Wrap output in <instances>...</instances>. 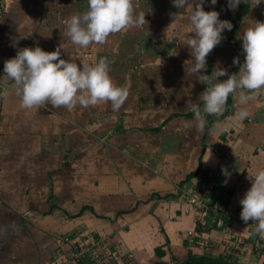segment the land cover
Returning <instances> with one entry per match:
<instances>
[{"label":"crops","instance_id":"obj_1","mask_svg":"<svg viewBox=\"0 0 264 264\" xmlns=\"http://www.w3.org/2000/svg\"><path fill=\"white\" fill-rule=\"evenodd\" d=\"M242 1L229 10L227 0L215 6L207 0L204 10L233 25ZM134 4L145 15L143 25L80 48L64 34V21L87 11L88 0H2L0 78L19 48L39 46L59 49L61 59L78 64L105 59L127 97L116 111L105 101L26 109L16 85L0 81L6 87L0 100V264H51L55 253L67 251L63 238L92 233L112 239L136 264H179L191 256L264 264L252 244L257 224L241 219L239 202L250 178L264 170L258 94L247 105L230 95L221 115L205 113L200 96L209 83L188 73L191 9H177L172 0ZM172 13H179L176 22ZM255 21L264 22V2L253 7L251 0L235 38L233 27L222 33L202 74L218 68L238 73L233 61L244 59L241 37ZM193 103L206 121L203 128ZM242 107L249 115L240 121L235 117ZM211 179L239 214L226 229L197 226L196 212L185 213L176 198L184 186ZM190 231L198 235L194 245Z\"/></svg>","mask_w":264,"mask_h":264},{"label":"clouds","instance_id":"obj_2","mask_svg":"<svg viewBox=\"0 0 264 264\" xmlns=\"http://www.w3.org/2000/svg\"><path fill=\"white\" fill-rule=\"evenodd\" d=\"M207 0H172L177 9H191L188 17V29L191 36L186 46L191 50L193 60L188 73L201 81H208L209 86L201 94L203 111L211 115H221L230 95L238 97L241 105H247L250 93L264 90V22L255 21L242 34L244 62L239 72L228 75L218 68L210 75L202 74L207 68L206 58L209 53L220 45L222 33L232 30V23L221 20L220 13L205 11ZM218 0H210L215 6ZM264 0H252L253 7ZM229 10H234L240 0H227ZM176 22L179 13H172ZM145 15L138 13L134 0H88V10L64 21L65 35L80 48L90 44H104L110 34L119 32L129 26L143 25ZM173 22V23H174ZM16 46V42L13 43ZM59 49L47 52L41 47L19 48L15 57L4 62V76L16 85L21 106L30 109L50 104L54 107H73L79 104L87 107L101 101L110 102L114 111L123 105L127 91L116 86L109 76L107 61L103 58L94 64L76 63L60 58ZM91 57H85L90 60ZM239 64V59H234ZM228 76L226 80L218 78ZM214 78V82L209 77ZM192 111L200 128L205 126L199 105L193 103ZM249 113L242 107L236 115L237 120H244ZM219 127V124L216 125ZM250 178V177H249ZM251 179V187L244 193L241 219L247 223L255 222L256 233L264 236V170H260Z\"/></svg>","mask_w":264,"mask_h":264},{"label":"built area","instance_id":"obj_3","mask_svg":"<svg viewBox=\"0 0 264 264\" xmlns=\"http://www.w3.org/2000/svg\"><path fill=\"white\" fill-rule=\"evenodd\" d=\"M2 14V0H0V18ZM243 62L244 60H241L239 64ZM239 67L240 65L237 66V72H239ZM4 90V88L0 90V96ZM217 186L214 179H211L207 182L202 181L190 188L184 186L178 194L179 200L184 206V212L189 213L194 210L197 226L202 229L211 226L217 229H226L230 221L238 218V212L229 208L227 196L221 195ZM254 234L255 249L259 255L264 256V236L256 232ZM196 237H198L196 231L188 233L191 245L197 242ZM101 238L90 240L91 238L81 237L80 235L63 238L62 243L67 246V251L61 249L58 253H55L51 264H124L126 262L128 264L130 262L131 258L128 255L116 253L109 241Z\"/></svg>","mask_w":264,"mask_h":264},{"label":"trees","instance_id":"obj_4","mask_svg":"<svg viewBox=\"0 0 264 264\" xmlns=\"http://www.w3.org/2000/svg\"><path fill=\"white\" fill-rule=\"evenodd\" d=\"M250 3L251 0H243L237 13L234 16V22H233V33H232V38H235V34L237 31V27L239 23L244 19V17L248 14L250 10ZM228 106L231 104V100L228 97ZM209 129H207V132ZM160 253H158L159 255ZM180 262V261H179ZM127 264V263H126ZM129 264H136L134 262H129ZM179 264H232L226 260L223 259H214L210 257H190L187 260L180 262Z\"/></svg>","mask_w":264,"mask_h":264},{"label":"rangeland","instance_id":"obj_5","mask_svg":"<svg viewBox=\"0 0 264 264\" xmlns=\"http://www.w3.org/2000/svg\"><path fill=\"white\" fill-rule=\"evenodd\" d=\"M241 60H244V59H241ZM241 60H239V62L241 63ZM240 64H236V67H235V69H237L238 70V68H237V66H239ZM2 88H4L5 90L3 91V93H2V95L0 96V100L4 97V95H5V91H6V87H5V85H4V87H2V86H0V90L2 89ZM255 94H258V97H259V101H260V103L262 104V106H263V101H264V90H261V91H259V92H255V93H253V94H251V95H255ZM174 198H175V196H174ZM177 199L179 198V195L176 197ZM182 207V206H181ZM182 209V208H181ZM88 237V236H87ZM253 237H255V234L253 235ZM88 238H90V237H88ZM98 238H101L99 235H97V234H94V233H92L91 234V239L90 240H94V239H98ZM101 239H107L108 241H109V243L112 245V249L116 252V253H119V254H122V255H125V253H121V252H119L117 249H116V247L114 248V244H113V241H112V239H110V238H105V237H102ZM252 244L254 245V242H253V239H252ZM125 256H127V255H125ZM131 262H134V261H132V259L130 260ZM125 262V261H124ZM127 263V262H126ZM126 263H124V264H126ZM135 263V262H134ZM120 264H123V263H120ZM129 264V263H128Z\"/></svg>","mask_w":264,"mask_h":264}]
</instances>
